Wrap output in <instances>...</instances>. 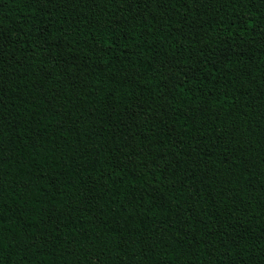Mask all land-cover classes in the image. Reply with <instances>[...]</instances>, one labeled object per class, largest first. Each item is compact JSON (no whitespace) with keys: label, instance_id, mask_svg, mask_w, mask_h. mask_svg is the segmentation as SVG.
<instances>
[{"label":"trees","instance_id":"16d2710c","mask_svg":"<svg viewBox=\"0 0 264 264\" xmlns=\"http://www.w3.org/2000/svg\"><path fill=\"white\" fill-rule=\"evenodd\" d=\"M0 264H264V0H0Z\"/></svg>","mask_w":264,"mask_h":264}]
</instances>
